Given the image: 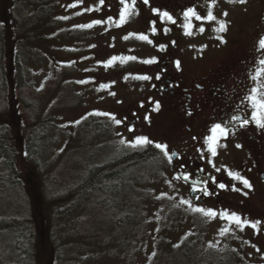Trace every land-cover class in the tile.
Returning <instances> with one entry per match:
<instances>
[{
	"label": "rangeland",
	"instance_id": "374dc122",
	"mask_svg": "<svg viewBox=\"0 0 264 264\" xmlns=\"http://www.w3.org/2000/svg\"><path fill=\"white\" fill-rule=\"evenodd\" d=\"M70 1L58 0L53 13L57 18L49 19V5L42 14L38 6L20 5L10 7L8 29L0 21V130L25 129L27 124L28 134L36 130L32 141L38 159L32 173L26 172L23 160L20 169L30 176L31 199L40 204L43 200L49 216L54 214V197L81 182L88 169L147 150L148 143L138 141L168 140L162 135L161 119L157 128L147 123L144 95L151 90V81L137 72L162 47L175 49L182 58L180 48L193 41L179 34L183 23L167 34L172 24L157 22L149 13L148 0H133L132 8L123 0L106 5ZM262 13L264 0H213V24L200 26L203 30L213 26L216 49L220 37H225L223 42L238 57L253 46ZM37 20H47L39 33ZM220 24L226 25L225 31H219ZM261 45L254 47L252 68L264 80ZM184 58L186 65L191 64L187 54ZM13 60L20 63L21 84L29 99H35L36 123L26 116L17 93L18 67ZM135 107L141 108L140 114L134 113ZM132 118L142 119L140 127H128ZM198 140L199 150H204L203 136ZM218 143V150H213L214 169L221 171L217 176L236 173L239 146L226 135ZM161 150L135 165L116 196L89 191L79 196L84 198L82 204H70L64 212L61 208L62 214L49 224L37 225L39 236L42 230L40 242L50 243L47 264H264V194L236 182L234 174L221 194L223 206L195 204ZM7 172L0 154V210L8 213L18 207L23 215L24 193L3 187ZM5 212L0 211V217ZM17 239L11 232L0 234V264H23ZM39 247L33 251L37 264H41Z\"/></svg>",
	"mask_w": 264,
	"mask_h": 264
},
{
	"label": "flooded vegetation",
	"instance_id": "af4514ba",
	"mask_svg": "<svg viewBox=\"0 0 264 264\" xmlns=\"http://www.w3.org/2000/svg\"><path fill=\"white\" fill-rule=\"evenodd\" d=\"M95 1L106 5L117 0ZM132 1L123 0L131 8ZM148 1L151 2V6L147 4L149 13L155 20H160L157 22L172 24L166 28L167 34L175 29L176 24L183 23L179 34H185L186 40H193L180 48L182 58L185 60L184 55L187 54V61L191 64L186 65L175 49L164 46L137 72L151 81V90L146 89L144 95L149 113H145L147 123L151 128H157V119H161L164 124L162 135L168 139L163 142L166 145L147 142L148 148H152L154 153L162 149L173 174L195 204L223 206L226 202L221 194L226 190L225 184L236 177L234 174H238L236 182L244 185L246 181L248 188L254 192L259 189L264 194V107H261L264 105V80L258 78L255 66L252 68L254 47L258 49L264 42V14L256 28L258 36L253 46L245 47L244 55L235 57L234 51L223 42L225 37H220L221 45L216 49L213 26L209 30L200 26L202 23L213 24V0ZM57 2L0 0V21L8 29L10 7L16 9L20 5L38 6L41 14L49 5V19L57 18L53 16ZM68 10L69 6H66L65 13ZM47 20H37L40 23L38 33ZM19 34L24 36L25 33L20 30ZM3 39H8V32L3 34ZM208 40L210 43L204 45ZM13 64L19 71V61L13 60ZM134 110L140 114L141 108L135 107ZM140 123L141 118H132V124L128 125L140 127ZM223 135L233 137L241 151L238 153L237 172H224L217 176L221 171L214 169L213 150H218V139ZM201 136L207 144L204 150L198 148ZM239 190L243 188L239 187ZM244 209L240 208L241 211Z\"/></svg>",
	"mask_w": 264,
	"mask_h": 264
},
{
	"label": "trees",
	"instance_id": "16d2710c",
	"mask_svg": "<svg viewBox=\"0 0 264 264\" xmlns=\"http://www.w3.org/2000/svg\"><path fill=\"white\" fill-rule=\"evenodd\" d=\"M14 79L17 82V93L27 109L26 116L36 123L38 115L32 111L35 99H29L30 97L27 95L28 89L21 84L23 78L20 71L16 72ZM28 108L30 109L29 112ZM30 126L31 125L27 124L25 129L10 127L0 130V154L3 156L4 164L8 171L4 176L3 187L8 190L10 189L11 192L17 191L19 194L24 193L23 202L27 208L23 211V215L22 212L18 213V211H16L18 207L15 209L9 208L8 210L10 212L8 213L5 212L4 209L0 210L7 213L0 217V234L6 232L16 234L18 238V250H21L19 253L20 263L37 264L36 255H34L33 251L34 246L40 245L41 264H47L48 257H46V254L50 249V243L44 244L40 242L42 230L39 236V230L36 226L40 224L43 227L44 224H49L50 221L59 216V214L68 210L70 204L74 205L76 202L80 203L83 198L79 196L85 197V194H87V192L89 193V191L94 190L101 195H107L109 197H111L112 194L115 196L119 185L120 188H124V182L130 176L133 167L136 164L149 161L153 156V154H151L153 150L152 148H147L145 151L129 153L117 157L103 166L88 169L86 171V176L81 182L71 187L66 186L64 192L54 197L52 204L53 213L55 215L49 216L47 215L48 206H46L43 200L42 204H40L36 200L31 199L33 193L31 194L29 191L30 176L27 173L21 172L20 169V164L24 161L25 166H27L26 172H29V174L32 173V167L35 164L34 161L38 159L37 154L39 150L37 145L32 141L36 130H33L35 132H33L32 135L31 133L28 134L27 130ZM20 130H24L22 135ZM17 143H20L21 146L24 145L26 149L17 148ZM20 187H24L25 191ZM20 207L22 206L20 205ZM61 208L63 209L62 212H60ZM13 211L15 213H13Z\"/></svg>",
	"mask_w": 264,
	"mask_h": 264
},
{
	"label": "snow or ice",
	"instance_id": "6c2138e0",
	"mask_svg": "<svg viewBox=\"0 0 264 264\" xmlns=\"http://www.w3.org/2000/svg\"><path fill=\"white\" fill-rule=\"evenodd\" d=\"M241 2H243V0H241ZM121 19H123V16L121 17ZM225 30H226V25L220 24L219 31L223 32ZM261 46L264 47V42H262ZM261 107H264V105H261ZM262 126H264V125H262ZM214 131H216V130H214ZM138 143H147V141H138ZM245 186H247V182L246 181H245ZM206 215H212V213H206Z\"/></svg>",
	"mask_w": 264,
	"mask_h": 264
}]
</instances>
